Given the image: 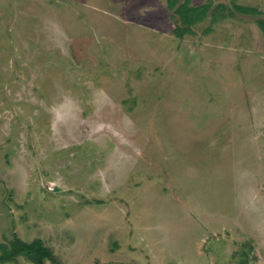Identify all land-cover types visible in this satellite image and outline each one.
Segmentation results:
<instances>
[{
  "label": "rangeland",
  "instance_id": "374dc122",
  "mask_svg": "<svg viewBox=\"0 0 264 264\" xmlns=\"http://www.w3.org/2000/svg\"><path fill=\"white\" fill-rule=\"evenodd\" d=\"M167 6L0 0V244L264 264V0H190L181 35Z\"/></svg>",
  "mask_w": 264,
  "mask_h": 264
},
{
  "label": "trees",
  "instance_id": "16d2710c",
  "mask_svg": "<svg viewBox=\"0 0 264 264\" xmlns=\"http://www.w3.org/2000/svg\"><path fill=\"white\" fill-rule=\"evenodd\" d=\"M179 0H167V7L169 10H172V13L179 14L181 27L183 29L176 27L174 33L181 35V31L189 32V28L185 26H191L196 19L202 18V15L206 8L199 12L200 7H190L188 3L190 0H184L177 8H175ZM234 8L244 14H253L257 10L255 8H250L246 6L235 5ZM258 25L264 36V19L259 20ZM18 256H23L27 260L31 261L34 264H41L45 260L54 259V255L51 250L45 246L41 239L35 238L31 241H23L17 236H14L12 240L8 243L0 244V264L13 260Z\"/></svg>",
  "mask_w": 264,
  "mask_h": 264
}]
</instances>
